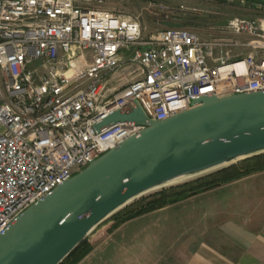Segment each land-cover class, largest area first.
Wrapping results in <instances>:
<instances>
[{
  "label": "built area",
  "instance_id": "obj_1",
  "mask_svg": "<svg viewBox=\"0 0 264 264\" xmlns=\"http://www.w3.org/2000/svg\"><path fill=\"white\" fill-rule=\"evenodd\" d=\"M109 1L0 0V233L145 128L97 130L113 112L140 105L164 120L201 96L264 91V20L231 18L207 39L180 27L147 34L140 14ZM160 7L163 18L175 11Z\"/></svg>",
  "mask_w": 264,
  "mask_h": 264
},
{
  "label": "water",
  "instance_id": "obj_2",
  "mask_svg": "<svg viewBox=\"0 0 264 264\" xmlns=\"http://www.w3.org/2000/svg\"><path fill=\"white\" fill-rule=\"evenodd\" d=\"M164 120L140 105L97 130L144 125L59 184L0 233V264H61L97 227L138 197L264 153V91L195 98Z\"/></svg>",
  "mask_w": 264,
  "mask_h": 264
},
{
  "label": "crops",
  "instance_id": "obj_3",
  "mask_svg": "<svg viewBox=\"0 0 264 264\" xmlns=\"http://www.w3.org/2000/svg\"><path fill=\"white\" fill-rule=\"evenodd\" d=\"M173 2L210 11L200 16L212 21L193 31L203 39L234 17L264 20V0L229 1L225 15L216 11L218 0ZM77 264H264V170L122 223Z\"/></svg>",
  "mask_w": 264,
  "mask_h": 264
},
{
  "label": "trees",
  "instance_id": "obj_4",
  "mask_svg": "<svg viewBox=\"0 0 264 264\" xmlns=\"http://www.w3.org/2000/svg\"><path fill=\"white\" fill-rule=\"evenodd\" d=\"M262 170H264V153L207 173L194 180L171 185L149 194L148 196H142L141 199L126 205L108 218L113 221L110 231H113L122 223L142 214L160 209L218 185L231 182ZM106 221L107 220L100 224L92 235H94ZM92 235L90 237H92ZM90 237L79 244L61 264L79 263L92 250V246L89 244Z\"/></svg>",
  "mask_w": 264,
  "mask_h": 264
},
{
  "label": "rangeland",
  "instance_id": "obj_5",
  "mask_svg": "<svg viewBox=\"0 0 264 264\" xmlns=\"http://www.w3.org/2000/svg\"><path fill=\"white\" fill-rule=\"evenodd\" d=\"M229 1L231 2L233 0H218V3L220 5L219 7L221 9L220 8H219L220 10L216 9V11L219 12L220 14H224V15L228 14L229 11L227 9L230 8L228 4ZM109 2L116 5L117 8L123 11L128 10L130 12L135 13L134 15L140 14L141 22L146 27L147 34L155 32L160 28H168V27L188 28L191 31H196L197 27L199 28V27L207 26L206 22L209 23L212 21V19L209 20V19H205L204 16L203 17L200 16V13H203L204 11L208 13L210 11H207L206 7L201 6L198 3L197 4L189 3L185 5L187 9H185L184 11V10H181L180 8L181 5H178L177 3L173 2V0H111ZM160 5H166L167 7L172 8L175 11L168 18H163L158 15L159 9H161ZM179 12H182V13L179 14ZM203 175H200V176H203ZM200 176L187 179L186 181L194 180ZM183 182L185 181H182L180 183H183ZM176 184H179V183H176ZM159 190L160 189L154 190L152 192L146 193L143 196H148L149 194H152ZM141 197L136 198L132 202L141 199ZM112 224H113V221L107 219L105 224H103L102 227L94 235H92V237L89 238V244L92 246V249L94 248V244L97 241H99V239H101L102 235H105L108 232H111L110 227L112 226Z\"/></svg>",
  "mask_w": 264,
  "mask_h": 264
}]
</instances>
